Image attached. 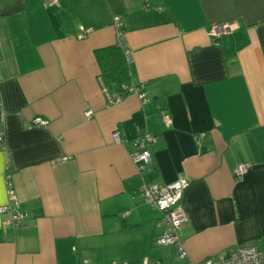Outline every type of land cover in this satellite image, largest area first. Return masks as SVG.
Instances as JSON below:
<instances>
[{"label":"crops","instance_id":"0c3cea01","mask_svg":"<svg viewBox=\"0 0 264 264\" xmlns=\"http://www.w3.org/2000/svg\"><path fill=\"white\" fill-rule=\"evenodd\" d=\"M44 1L0 0V206L8 164L26 213L15 229L0 214V264H182L135 195L180 177L190 260L264 253V0ZM115 17L145 100L103 92L93 53L116 45ZM222 24L233 29L213 38ZM80 26L92 28L84 39ZM36 118L47 125L30 127ZM141 133L155 138L143 173L130 157Z\"/></svg>","mask_w":264,"mask_h":264},{"label":"built area","instance_id":"2783aa9c","mask_svg":"<svg viewBox=\"0 0 264 264\" xmlns=\"http://www.w3.org/2000/svg\"><path fill=\"white\" fill-rule=\"evenodd\" d=\"M57 0H45L43 6L45 8L55 5ZM161 10V8H157ZM113 29L115 32L116 46H118L124 55V58L129 62L130 52L127 49L124 42L123 24L117 17L113 20ZM233 29L228 24H222L214 26L210 30V35L213 38L219 39L224 34L230 32ZM92 31L90 27H79V33L77 38L84 39ZM101 82V81H100ZM103 92L106 95L107 102L109 104L119 100L122 96L118 93L112 96L111 93L103 86ZM128 93H139L133 86H129ZM139 98L145 100L144 95L139 93ZM86 117L91 116V111L85 113ZM161 119L165 125H169L171 118L167 112H162ZM47 121L41 118L34 119L30 127H45ZM113 142L117 145L124 146L125 140L121 132L115 129L112 133ZM4 142V137L0 134V150H5V147L1 145ZM155 138L149 133L138 134L133 140V150L130 152V157L135 164L139 173H143L148 170L151 163L150 150L152 148ZM7 170L4 173V185L7 196V202L0 206V214L6 217L2 220V227L20 228L24 225L26 220V213L22 210L20 202L16 196L12 176ZM247 170V166L244 164H238L235 168L236 177H241ZM190 180L186 177H180L174 182L168 184H161L156 182H144L137 189L135 195L140 197L147 205H149L154 211L160 213V218L157 221V226L162 228V232L157 236L156 243L159 246L171 247L174 250L175 258L181 261L182 264H264V253L257 248L253 247H236L230 251V254L225 259H213L205 258L200 262H193L187 255V252L183 248V245L179 238V232L186 222V215L182 207V196L186 188L189 186ZM127 212L125 213V215ZM75 252V248H72ZM82 264H88L86 260L82 261ZM111 264H125L113 261ZM140 264H161L160 262H150L147 259H143Z\"/></svg>","mask_w":264,"mask_h":264},{"label":"trees","instance_id":"16d2710c","mask_svg":"<svg viewBox=\"0 0 264 264\" xmlns=\"http://www.w3.org/2000/svg\"><path fill=\"white\" fill-rule=\"evenodd\" d=\"M93 54L103 86L111 93L126 95L131 79L129 63L124 58L122 50L114 45L96 49Z\"/></svg>","mask_w":264,"mask_h":264}]
</instances>
